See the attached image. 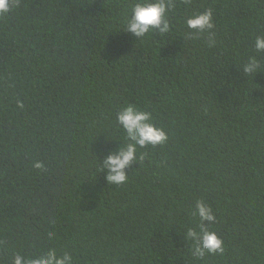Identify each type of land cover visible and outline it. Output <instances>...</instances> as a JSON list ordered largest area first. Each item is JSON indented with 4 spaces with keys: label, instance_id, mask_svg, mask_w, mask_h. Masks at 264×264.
<instances>
[{
    "label": "trees",
    "instance_id": "16d2710c",
    "mask_svg": "<svg viewBox=\"0 0 264 264\" xmlns=\"http://www.w3.org/2000/svg\"><path fill=\"white\" fill-rule=\"evenodd\" d=\"M136 2L0 13V264L50 249L71 264H264V0H166L169 32L139 40L123 32ZM209 8L214 44L185 23ZM129 104L167 141L138 147L112 184L103 162L128 142ZM198 200L223 254H192Z\"/></svg>",
    "mask_w": 264,
    "mask_h": 264
},
{
    "label": "clouds",
    "instance_id": "9594fccd",
    "mask_svg": "<svg viewBox=\"0 0 264 264\" xmlns=\"http://www.w3.org/2000/svg\"><path fill=\"white\" fill-rule=\"evenodd\" d=\"M10 0H0V13L9 10ZM171 7L166 0H137L131 8V13L125 19L123 32L132 34L136 40L143 38L150 31H158L160 34L169 32V21L167 11ZM190 29L196 32H208L209 43L214 44L213 33V10L211 8L189 17L185 21ZM257 52L264 51V36H257L254 42ZM243 72L246 75H253L259 69V63L255 57H249V61L243 65ZM22 107V105H20ZM117 123L126 133L127 143L121 146L115 154L108 155L103 162L107 170V182L122 184L126 181L127 175L123 171L131 161L137 160V149L146 145L163 144L167 141V135L162 128L155 126L151 120V114L142 111L135 105L129 104L123 107L117 114ZM143 158V154L139 157ZM35 168L42 169L43 164L36 162ZM194 215L199 217L197 227L199 231L189 228L186 237L192 242V254L200 259L208 254H223L224 242L214 231L208 230L205 222L214 223L216 220L212 208L204 201L198 200L195 204ZM72 257L68 253L58 255L55 250H49L46 254L24 258L16 255L13 264H71Z\"/></svg>",
    "mask_w": 264,
    "mask_h": 264
}]
</instances>
